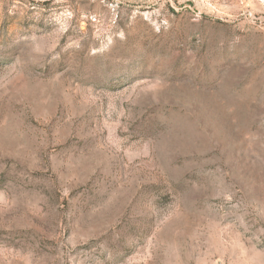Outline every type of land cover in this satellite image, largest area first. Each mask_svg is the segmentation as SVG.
<instances>
[{"label": "rangeland", "instance_id": "rangeland-1", "mask_svg": "<svg viewBox=\"0 0 264 264\" xmlns=\"http://www.w3.org/2000/svg\"><path fill=\"white\" fill-rule=\"evenodd\" d=\"M0 264H264V0H0Z\"/></svg>", "mask_w": 264, "mask_h": 264}]
</instances>
